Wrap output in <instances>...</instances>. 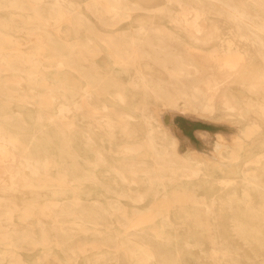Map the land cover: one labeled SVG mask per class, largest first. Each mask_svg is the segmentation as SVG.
Instances as JSON below:
<instances>
[{
	"label": "bare ground",
	"instance_id": "1",
	"mask_svg": "<svg viewBox=\"0 0 264 264\" xmlns=\"http://www.w3.org/2000/svg\"><path fill=\"white\" fill-rule=\"evenodd\" d=\"M166 2L176 4L177 14L173 16L165 7L159 9L160 16L175 22L190 38L202 33L207 21L232 24L236 35L256 48L261 70L248 51L230 40L221 47L197 42L182 55L169 46L173 34L165 36L159 27L139 26L126 34L118 29L104 33L90 24L88 14L103 26L117 27L133 12L150 7L148 0H88L83 9L78 0H0V264H27L21 254L25 246L39 251L33 264H60L64 259L56 248L66 255L64 264L70 263L72 255L106 250L110 247L99 240L82 242L74 229L107 235V217L128 215L119 199L98 201L91 207L79 195L41 203L37 191L67 190L37 188L41 180H58L65 186L69 181L68 188L76 192L90 194L99 188L117 198L141 202L150 192L158 195L160 182L164 187L165 182L202 180L208 177L207 168L226 173L227 164L239 160L247 146L251 151L262 150L250 162L264 163V0ZM2 10H11L10 16H2ZM211 24L208 38L220 36L219 22ZM103 55L108 62L101 64ZM115 66L126 77L118 75ZM234 82L245 94L231 91ZM158 102L175 112L199 116L225 110L242 125V137L231 147L220 142L221 133L217 134L213 152L224 164L200 152L196 157L180 154V144L163 128ZM73 105L82 120H67ZM14 108L20 113L15 114ZM85 122L91 123L86 130ZM138 128L142 136L137 135ZM196 135L207 140L210 134L201 130ZM107 137L111 138L108 144ZM260 180L252 177L253 182ZM141 182L147 188L133 187ZM21 192L29 197L21 199ZM174 212L203 227L198 208ZM44 214L56 232L53 238L42 220ZM237 227L253 226L241 223ZM161 228L155 232L158 240L164 239ZM148 234L138 230L129 236H137L145 245L142 236ZM236 235L264 251L263 232L236 231ZM146 247L152 256V247ZM121 249L127 254L126 247ZM49 257L52 261L46 263ZM119 259L118 264L124 262ZM173 259H179V254ZM227 261L236 264L230 257Z\"/></svg>",
	"mask_w": 264,
	"mask_h": 264
},
{
	"label": "rangeland",
	"instance_id": "2",
	"mask_svg": "<svg viewBox=\"0 0 264 264\" xmlns=\"http://www.w3.org/2000/svg\"><path fill=\"white\" fill-rule=\"evenodd\" d=\"M78 1L80 9H83L88 0ZM129 1L132 3L139 2V0ZM148 1L151 4L149 5L150 7L133 12L134 16L124 19L117 27L103 26L96 17L88 14L90 24L97 27L100 31H104V33H111L118 29V32H126V34L133 33L139 26L148 28V30L159 27L166 34L165 36L173 34L169 40V46L175 48L176 52L182 55L190 52L192 49H189L188 46L197 42L207 41L209 46L221 47L226 45L230 40L248 51L258 63V66H261V60L257 57L256 48L246 39L236 35L232 24L227 25L219 19L210 20L206 22V29L202 33H197L195 38H190L178 28L179 26L175 22L162 18L159 14V9L169 7L172 10V15L176 16L177 6L175 3H168L166 0ZM9 11L11 10H2L1 15L8 17L10 16ZM139 15L142 16L139 17ZM213 21H218L222 30L220 36L208 38ZM16 39L18 38L15 37L14 40ZM21 42L22 44H26L25 41ZM176 44H178V47H175ZM194 55L197 58L200 57L197 52ZM100 62L101 64L108 62L106 55L102 56ZM115 70L121 77H126V74L118 72L120 71L118 66H115ZM230 89L237 94L244 93V90L236 82L230 86ZM260 97L261 95H257L258 99ZM155 105L161 113L162 118H160L164 130L173 135L180 144L178 146L180 154L196 157V154L200 152V156L211 158L217 163L224 164L220 157L213 152L218 142L217 134L221 133L220 142L231 147H233L234 140L236 142L238 138L242 137V125L229 118L225 110H218L211 116H199L196 112L186 114L175 112L169 106L162 105L160 102ZM152 107L154 106L152 105ZM30 108L32 109L31 111L35 110L31 105ZM14 109L15 114L20 113L17 108ZM75 112V106L73 105L70 107L67 120H72L74 117L80 119L81 114H76ZM99 117L100 121L103 120V116L101 117V115H96L95 118ZM178 117H184L186 123H199L200 130L184 134L178 132L172 125V120ZM176 122L177 124L180 123L179 119H176ZM89 124L91 123L85 122L83 124L84 130L90 127ZM201 130L210 134L207 140L196 135ZM137 135L142 136V129L138 128ZM106 139V144H108L111 138L107 137ZM122 139L123 137L119 138V140ZM248 149L247 146L243 150L239 160L227 164L229 168L226 173L221 172L219 169L207 168L208 177L202 180L165 182L166 186L164 187L163 183L160 182V185L157 186L159 190L158 195L150 192L145 200L141 202H134L125 197L117 198L114 194L99 188H96L90 194L88 193L89 191L76 192L68 188L71 186L69 181L67 182L68 185L65 186L58 180H41L42 184L45 182V186L39 184L37 188L58 187L66 188L67 190H40L37 191V199L42 203L44 200L51 198L63 201L72 196L79 195L83 198L87 207L93 206L98 201L106 203L113 199H119L122 205L128 209L127 216L115 214L112 217L106 218V223L108 224L106 229L107 235L98 236L96 233V235L94 233L84 234L80 230L74 229L76 231V238L81 239L82 242L96 239L110 248L106 250L102 248V250H92L88 253H83V255H72V260H70L69 264H118L119 256L121 257L119 260H124L121 264H129V261H132L133 264H229L227 261L229 257L235 259L236 264L237 262L238 264H260V261L264 260V251L258 249V244L244 243L236 235V231L255 232L259 230L264 233V163L256 165L250 162L262 150L259 147H254L252 151ZM245 175L248 179L244 178ZM255 176L260 177L261 180L253 182L252 177ZM133 187L140 190L147 188L145 182H141L139 186ZM19 197L25 199L29 195L21 192L19 193ZM249 199L253 200L252 203L247 202ZM188 207H196L200 210V214L203 217V227L198 226L190 218H179L174 212ZM250 207L262 208V210L255 213L248 209ZM133 208H139L141 212H132ZM254 214L259 218H252L251 216ZM166 215H169V218H165ZM42 220L53 238L56 232L51 230L53 225L50 219L44 214ZM241 223L250 224L253 227H237ZM161 225L164 239L158 240L155 232ZM24 229L29 228L24 227ZM138 230L149 232L148 235L142 236L146 243L145 245L140 243L137 236H129ZM146 246L152 247L150 250L151 254H153L152 256L146 249ZM25 247L21 249L23 259L27 264H33L38 258L39 251ZM122 247L128 249L127 254L131 260L127 257V254H124L123 249H121ZM2 248L0 246V253L3 252ZM221 248L224 250H221ZM56 251L64 259L62 262L59 261L60 264H64L66 255L62 249L56 248ZM225 252L228 254L226 258L223 256ZM176 254H179V259L174 261V259L172 260V256ZM51 258L49 257L46 263L51 262ZM3 264L8 263L4 261ZM53 264L56 263L54 262Z\"/></svg>",
	"mask_w": 264,
	"mask_h": 264
},
{
	"label": "crops",
	"instance_id": "3",
	"mask_svg": "<svg viewBox=\"0 0 264 264\" xmlns=\"http://www.w3.org/2000/svg\"><path fill=\"white\" fill-rule=\"evenodd\" d=\"M176 119H179L180 123L177 124ZM176 119L172 120L173 128H175L178 132L184 134V133H191L196 132L197 130H200V124H196L194 122L186 123L184 121V117H178ZM184 121V122H183Z\"/></svg>",
	"mask_w": 264,
	"mask_h": 264
}]
</instances>
